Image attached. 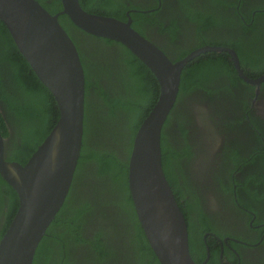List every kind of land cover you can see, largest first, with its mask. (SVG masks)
Instances as JSON below:
<instances>
[{
	"label": "flooded vegetation",
	"instance_id": "1",
	"mask_svg": "<svg viewBox=\"0 0 264 264\" xmlns=\"http://www.w3.org/2000/svg\"><path fill=\"white\" fill-rule=\"evenodd\" d=\"M126 4L129 8L125 15L133 27L142 29L141 33L173 61L182 51H187L186 56L202 46L229 47L236 52L249 79L264 74L250 76L235 48L225 43L236 41L251 50L264 46V33L260 31L264 29V0H128ZM201 17L214 22L204 25ZM76 36L86 54L93 47L98 48L92 57L98 65L106 59L107 67L102 70L108 75L99 82L109 96L117 95V81L111 84L118 70L115 45L87 40L83 30H77ZM212 52L227 54L233 64L228 52ZM223 72L208 78V90L195 88L183 94L169 112L165 138L180 154L177 158L171 156L172 172L183 193L181 201L196 222L197 240L202 231L200 238L206 253L200 263L205 259L204 264L208 263L214 248L218 264H264V79L251 83L236 71L239 82L232 84ZM95 73L94 70V76L100 77ZM0 75L7 90L8 78L1 65ZM95 93L90 88L88 100L95 101ZM0 112L6 127V134L0 133L6 159L22 139L23 124L2 100ZM238 159L244 162L236 164ZM104 211L114 212L111 207ZM109 218L92 217L83 223L82 233L87 240L68 246L69 260L75 264H98L92 259L90 241L104 230L99 239L109 254L101 264H146L134 255L131 224L125 218Z\"/></svg>",
	"mask_w": 264,
	"mask_h": 264
},
{
	"label": "trees",
	"instance_id": "2",
	"mask_svg": "<svg viewBox=\"0 0 264 264\" xmlns=\"http://www.w3.org/2000/svg\"><path fill=\"white\" fill-rule=\"evenodd\" d=\"M37 1L51 14H55L62 7L60 0ZM127 2L128 0H79L81 7L89 13L120 20L127 19L125 15V10L129 8ZM131 16L135 15L132 13ZM201 19L205 21L204 25H208V21L214 22V19L203 17ZM58 20L68 35L72 36L71 39L74 38L84 71L83 135L68 194L40 240L32 264H75L68 258V246L87 240L82 233L83 223L92 220V217H99V219L110 217L112 221L118 217L125 218L126 222L131 224L134 233L131 242L135 245L133 251L137 260L144 261L146 264H160L137 219L127 181L128 158L133 138L157 100L159 92L157 79L149 68L122 43L83 31L88 36L87 40L115 45L119 53L118 58L115 59L118 70L117 72L115 70L114 78H112L114 81L111 83L113 86L117 81L115 86L118 87V94L113 93L109 96V92H106L99 82L100 78L105 80L104 76L108 75L106 70H102L107 67L106 59L98 65L92 58L96 54V49L99 51L98 48L93 47L87 54L83 52L81 49L84 48L79 47L81 41H78L76 36L77 30H82L76 27L66 15H59ZM131 26L133 27L132 24ZM133 28L140 34L143 33L142 29ZM248 29L255 30L256 28ZM260 31L264 33V29ZM225 43H230L235 48L241 65L245 67L249 75L251 73L259 75L264 72V46L251 50L244 48L236 41ZM186 52L182 51L176 60L185 56ZM228 57L225 53L206 52L188 61L181 71L176 101L182 100L183 94L195 88L208 90L205 83L214 73L224 71L223 73H227L232 84L239 82L236 70ZM113 64L114 60L111 62L112 66ZM0 65L4 68L8 78V89L6 90L0 75V100L8 109L17 113L23 124L22 139L15 149L7 154L6 159L25 164L55 125L59 118V110L52 93L37 78L1 20ZM94 70L95 74H99L100 77L94 76ZM90 88L96 92L95 101L93 99L92 102L87 98ZM169 118L167 116L163 124L160 138L162 168L186 219L190 255L199 264L205 257V244L200 238L201 230L198 235L199 240L196 238V222L188 215L181 201L183 193L172 172L171 156L177 158L180 154L177 148L169 146L165 138L164 130L169 123ZM179 125L181 127V124ZM180 129L185 132L182 127ZM0 133L6 134L1 112ZM236 161V164L244 162L241 159ZM80 190L84 191L77 195ZM17 207L16 191L0 175V218H3L0 238L12 220ZM106 207H111L114 210L113 214H106L104 211ZM103 233L104 230H100L94 237L95 241H90L94 252L92 259L98 264L106 261L109 254L99 239ZM110 233H113L112 229ZM200 249L202 253H199ZM211 249L207 264H218L217 252L214 248Z\"/></svg>",
	"mask_w": 264,
	"mask_h": 264
},
{
	"label": "water",
	"instance_id": "3",
	"mask_svg": "<svg viewBox=\"0 0 264 264\" xmlns=\"http://www.w3.org/2000/svg\"><path fill=\"white\" fill-rule=\"evenodd\" d=\"M48 12L37 0H0V20L37 78L52 93L59 118L25 164L8 161L0 139V175L16 191L18 207L0 238V264H32L36 248L62 206L77 165L84 120V71L78 49L61 26L66 15L81 30L122 43L157 79L155 104L133 138L127 181L137 219L160 264H198L190 255L185 216L162 168L161 131L179 91L182 68L205 52L226 51L240 77L251 83L229 47L202 46L173 61L156 44L120 20L85 11L79 0H60ZM206 259L199 264H204Z\"/></svg>",
	"mask_w": 264,
	"mask_h": 264
}]
</instances>
